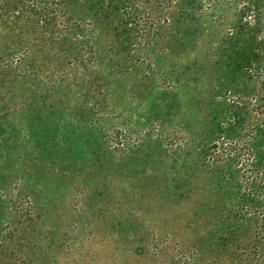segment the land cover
Wrapping results in <instances>:
<instances>
[{
    "label": "rangeland",
    "instance_id": "rangeland-1",
    "mask_svg": "<svg viewBox=\"0 0 264 264\" xmlns=\"http://www.w3.org/2000/svg\"><path fill=\"white\" fill-rule=\"evenodd\" d=\"M163 1L1 24L0 264H264L205 139L264 92L237 67L253 29L264 49V2Z\"/></svg>",
    "mask_w": 264,
    "mask_h": 264
},
{
    "label": "trees",
    "instance_id": "trees-1",
    "mask_svg": "<svg viewBox=\"0 0 264 264\" xmlns=\"http://www.w3.org/2000/svg\"><path fill=\"white\" fill-rule=\"evenodd\" d=\"M173 1V4L178 2ZM96 2L99 4L100 12H107L110 8L117 10L118 4L122 5L120 8L125 12L131 10L128 0H96ZM163 2L172 3L169 0ZM189 2L187 0L185 3V0H182L178 3V12L181 15L186 13L184 18L192 15L187 14L186 11ZM257 2L264 0H246L248 17L259 14L251 8V5ZM19 3L22 4L20 10L7 13L3 3L0 2V26L6 19L9 22L20 17L29 19L32 12L42 15L49 7L64 15L70 4L69 0H19ZM246 25L252 29L249 21ZM251 32L252 38H248L237 67L245 75L262 80L264 71L260 63L264 61V49L259 46L261 42L255 40L254 29ZM244 97L242 95L232 100L214 114L205 139L210 150L223 156L224 168L220 176L230 180L237 175L238 190L245 210L246 229L251 230L254 226L259 236L264 239V92H255L246 100Z\"/></svg>",
    "mask_w": 264,
    "mask_h": 264
}]
</instances>
